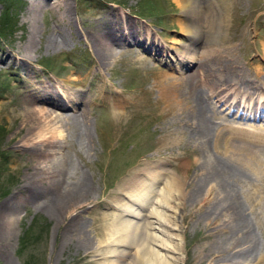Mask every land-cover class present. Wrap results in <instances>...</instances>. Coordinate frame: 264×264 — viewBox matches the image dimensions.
Segmentation results:
<instances>
[{
    "label": "rangeland",
    "instance_id": "374dc122",
    "mask_svg": "<svg viewBox=\"0 0 264 264\" xmlns=\"http://www.w3.org/2000/svg\"><path fill=\"white\" fill-rule=\"evenodd\" d=\"M225 1L228 2V44L235 46L242 64L253 63L264 69L261 55L264 0ZM61 3L69 6L65 17L61 15L65 7L60 10L55 7ZM214 5L218 7L220 3L214 1ZM110 9H114L123 24L125 19L132 22L134 31L122 48H118L121 53L107 68H101L90 33L97 30L101 15ZM135 13L147 17L139 18ZM59 17L63 24H59ZM180 17L181 10L174 0H0V26L3 27L0 35V216H4L0 218V264H99L96 240L105 238L114 204L126 200L123 191L128 179L137 177L145 168L162 172L163 167L169 174L176 172L184 178L192 175L196 154L191 144L176 148L182 154L180 159L170 155L163 127L171 129L173 123L164 117L159 92L153 86V78L160 70L180 75L169 67L175 60L169 49L170 41L182 32L177 23ZM33 18L36 24L32 27ZM33 29L34 46L26 58L21 51ZM60 30L66 44L60 49H47V39L57 36ZM145 30L160 33L167 44L162 49L164 55L152 56L137 46L141 44L140 38L145 37ZM155 39L158 41V37ZM138 49L149 58L148 62L139 61ZM244 70L253 75L248 67ZM181 71L191 73L193 67ZM66 79L69 84L62 82ZM39 84L50 85L54 90L69 87L83 97L86 95L85 98L91 95L89 126L85 131L81 122L67 124L57 119L49 122V128L57 134L54 138L57 148L45 141L44 158L38 156L39 151H33L32 139H23L26 126L18 128L27 113L23 103L34 99L37 95L34 88ZM103 89L105 96L110 94L108 90L121 93L129 108L124 113L114 111L108 99L103 98ZM67 110L72 109L68 106ZM255 123L264 127V122ZM219 145H223V139ZM42 159H54L67 166L68 177L63 184L83 180L89 197L75 204L67 203L55 213L49 208L53 204L43 207L26 201L31 191L25 182L29 167ZM182 164H185L184 171H181ZM37 187L41 190L40 185ZM43 196H39L40 200ZM180 205L182 217L178 233L182 240L177 255L180 264L221 263L222 260L214 259L225 255L230 243L226 214L212 213L206 201L190 200ZM246 206L250 212V205L246 203ZM7 207L10 211L5 212ZM249 215L254 230L262 238L264 202ZM79 232L89 237L91 248L82 245L76 236ZM72 237L75 239L70 242ZM261 248L264 252V246ZM116 256L110 257L116 259ZM129 260V257L123 258L122 263Z\"/></svg>",
    "mask_w": 264,
    "mask_h": 264
},
{
    "label": "bare ground",
    "instance_id": "6f19581e",
    "mask_svg": "<svg viewBox=\"0 0 264 264\" xmlns=\"http://www.w3.org/2000/svg\"><path fill=\"white\" fill-rule=\"evenodd\" d=\"M174 1L181 10L177 23L182 32L170 41L169 49L175 60L169 67L177 71L193 67V72L174 76L160 70L153 78V86L159 92L158 101L161 110L163 106L164 117L172 119L173 123L171 129L166 125L163 127L170 155L180 159L182 154L176 148L191 144L196 154L193 160L195 167L192 175L185 178L176 172L169 174L163 167L162 172H151L145 168L137 173V177L125 182L127 187L123 195L126 200L114 204L115 211L106 224L105 238L96 240V252L101 258L99 264H124L122 259L127 257L130 260L126 264H180L177 258L182 240L178 233L182 217L180 203L190 200L206 201L212 213L224 212L227 216L230 243L225 255L214 259L222 262L212 264H264L261 248L264 235L260 238L249 215L254 207L264 202V127L253 125V129H248L235 126L234 121L227 117L233 114L244 122L246 119L264 120V69L253 63L242 64L235 46L228 44L227 1ZM214 1L220 5L216 7ZM55 7L59 10L65 7L61 15L65 17L68 14L69 6L66 4H56ZM58 19L59 24L64 23L61 17ZM98 22L97 30L90 33V38L99 67L107 68L121 53L118 48L132 37L133 23L125 19L123 24L114 9L102 14ZM35 24L34 18L31 19L32 27ZM34 35L33 29L21 51L23 57H30ZM140 39L141 44L137 43V46L145 52L154 51L155 55H159L166 46L164 42L158 45L149 30H145V37ZM66 42L60 30L57 36L47 39L46 48L60 49ZM144 42L145 46L142 45ZM199 48L202 50L194 54ZM261 52L264 62V40L261 41ZM137 54L141 63L149 61L139 49ZM245 67L252 70V76L245 72ZM68 81L62 80L65 84H69ZM35 87L37 95L23 103L27 113L18 128L26 126L23 139H32L30 146L33 151H39L38 156L44 158L45 141L57 148L54 141L57 134L49 128V122L55 119L67 124L81 122L85 131L89 126L87 114L91 95L85 98L86 95L83 97L69 87H58L57 90L49 88L50 85ZM104 90L103 98L108 99L114 111L124 113L129 108L126 97L121 93L108 90L110 94L105 96ZM68 106L72 109L69 112ZM53 113L56 114L53 116ZM37 138L39 140H34ZM221 139L223 145H219ZM42 160L29 167L25 182L31 191L26 195V201L43 207L53 204L49 208L55 213L67 203L75 204L89 197L83 180L63 184L68 177L67 166L56 163L54 159ZM164 161L168 163L167 159ZM184 169L185 164H182L181 171ZM39 196H43V200ZM246 203L250 205V212ZM8 211L10 207L5 212ZM0 218L4 219V216ZM76 236L86 249L92 247L84 232ZM71 239L70 242L75 238ZM115 254L116 259H111L110 256Z\"/></svg>",
    "mask_w": 264,
    "mask_h": 264
},
{
    "label": "trees",
    "instance_id": "16d2710c",
    "mask_svg": "<svg viewBox=\"0 0 264 264\" xmlns=\"http://www.w3.org/2000/svg\"><path fill=\"white\" fill-rule=\"evenodd\" d=\"M2 34H3V27L0 26V35H2Z\"/></svg>",
    "mask_w": 264,
    "mask_h": 264
}]
</instances>
